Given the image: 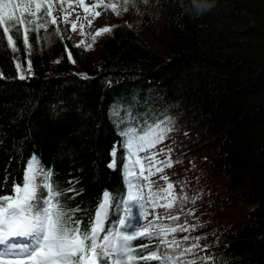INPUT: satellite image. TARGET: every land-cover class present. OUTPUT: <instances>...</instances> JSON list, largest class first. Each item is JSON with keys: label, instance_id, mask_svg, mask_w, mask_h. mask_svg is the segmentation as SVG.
Returning <instances> with one entry per match:
<instances>
[{"label": "trees", "instance_id": "trees-1", "mask_svg": "<svg viewBox=\"0 0 264 264\" xmlns=\"http://www.w3.org/2000/svg\"><path fill=\"white\" fill-rule=\"evenodd\" d=\"M38 3L33 23L14 0L0 18V213L35 161L54 264H91L105 195L129 264H264V0H108L91 53ZM167 116L170 188L152 185L134 236L124 134Z\"/></svg>", "mask_w": 264, "mask_h": 264}, {"label": "rangeland", "instance_id": "rangeland-1", "mask_svg": "<svg viewBox=\"0 0 264 264\" xmlns=\"http://www.w3.org/2000/svg\"><path fill=\"white\" fill-rule=\"evenodd\" d=\"M11 1L0 0L1 19H7L10 16ZM14 1L20 2L22 13L27 15L29 23H33L40 13L38 0ZM43 1L49 6L46 15L48 23L58 30L64 40L76 47L84 48L86 52L91 53L95 39L110 28V23L102 16L106 12L104 4L108 0ZM174 120V116H167L141 131L133 130L124 134L122 174L127 193L122 203V218L119 225L122 228L133 230L134 236L139 234L140 228H143L144 224L151 219L149 214L147 220H143L141 205H146V198L150 195L152 185L160 187L162 191L170 188V176L174 171L170 163L175 164V162L166 156L162 146L168 132L176 126ZM115 156V152H113V158ZM115 166V162H113L111 167L115 168ZM31 183L33 182L31 181ZM31 183L28 182L27 194L24 192L16 206L1 214L0 221L3 217L5 224L1 226L4 227L5 232H8L20 224L23 217L33 220L32 224L37 226L34 241L27 240L28 243H23V245L27 244L24 252H12L7 248L14 241H12L13 239L8 240L0 247V257L12 261L14 264H54L50 258L52 251L43 236L46 209L43 208L41 212H37L36 199L32 202L26 200L31 192H35L36 185ZM110 212L109 197L105 195L96 218L97 226L94 235L96 247L90 260L97 259L98 264H101L100 260L106 258L108 264H129L128 255L122 253L118 248L119 239L125 236L115 238L113 233L105 231L104 227L109 221ZM14 238L19 239L17 235ZM8 254L17 257L7 256Z\"/></svg>", "mask_w": 264, "mask_h": 264}, {"label": "bare ground", "instance_id": "bare-ground-1", "mask_svg": "<svg viewBox=\"0 0 264 264\" xmlns=\"http://www.w3.org/2000/svg\"><path fill=\"white\" fill-rule=\"evenodd\" d=\"M36 191V188H35ZM35 193V192H34ZM33 220H29L26 217H23V220L20 224L16 225L14 228L10 229V231L5 232L4 227L1 226L5 224L4 218L1 217L0 221V247L4 245L8 240L15 239L14 237L17 235L20 236L19 240H24L23 242L16 241L13 243L10 247L7 249H10L12 251H18V250H24L26 248V245H23L25 241L29 240V242L34 241V236L37 232V226L36 224H32ZM13 237V238H12ZM26 237V239H25ZM3 238H6V241L3 240Z\"/></svg>", "mask_w": 264, "mask_h": 264}]
</instances>
